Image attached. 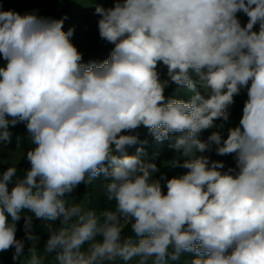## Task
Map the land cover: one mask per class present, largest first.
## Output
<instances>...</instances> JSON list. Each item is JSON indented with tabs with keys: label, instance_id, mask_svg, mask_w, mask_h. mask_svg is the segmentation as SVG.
<instances>
[{
	"label": "clouds",
	"instance_id": "clouds-1",
	"mask_svg": "<svg viewBox=\"0 0 264 264\" xmlns=\"http://www.w3.org/2000/svg\"><path fill=\"white\" fill-rule=\"evenodd\" d=\"M95 11L114 47L84 62L65 18L0 5V146L21 122L34 145L22 174L0 172V252L14 247L22 264H167L182 253L190 264H264V0H115ZM170 82L190 99L166 97ZM242 90L239 125L200 139ZM141 126L157 142L180 134L170 147L183 163L171 166L188 171L166 180V194L143 149L126 152ZM213 150L236 166L203 155ZM101 174L114 205L98 212L74 193ZM33 216L47 229L42 249Z\"/></svg>",
	"mask_w": 264,
	"mask_h": 264
},
{
	"label": "rangeland",
	"instance_id": "rangeland-1",
	"mask_svg": "<svg viewBox=\"0 0 264 264\" xmlns=\"http://www.w3.org/2000/svg\"><path fill=\"white\" fill-rule=\"evenodd\" d=\"M114 2L115 0H0V5H2V10H14L21 15L28 12H35L41 17H51L56 19L65 18L63 30H74L71 41L83 54V61L87 62L89 60L103 61L107 59L114 47L112 44H109L100 38L98 30L100 16L95 11L97 7L105 9L113 7ZM238 18L242 25H246L248 20L246 15L238 13ZM256 29L258 30V25L256 26ZM3 63L4 61L0 58V66H2ZM158 71L160 72L161 80L168 79L166 66L159 64ZM192 78L196 79L194 73L192 74ZM190 95L191 94L187 91L186 87L177 86L171 82L165 89L166 97L188 101ZM246 99L247 93L242 90L239 95L234 97V104L229 109V120L227 122L222 120L215 121L217 125L223 124V127L201 131L199 134L200 139L206 140L213 131L220 132L222 137L226 139L228 129L239 125ZM16 126L14 132L19 142L14 144L9 143L6 147L0 146V167L16 166L18 174H22L23 170L30 167V164L26 159V152L34 147V145L30 141L26 124L21 122L17 123ZM124 134L129 133L126 132ZM131 134H138L139 143L127 147V154L134 155L137 152V148L143 149L141 159L145 162H153L157 165L159 171L153 173V179L161 180L163 191L166 194V180L173 177H179L188 171L182 167L171 166V161L177 158L183 163L184 158L180 157L179 153L170 147V145L175 142L176 137L180 134H170L169 139L162 142H157L154 139V136L149 133L148 129L143 126L138 128L135 133ZM197 155H201V153H197ZM203 155L208 156L210 160L213 161H222L225 165L224 170L236 166L233 154L220 156L213 150L205 152ZM3 169L6 170V168ZM104 185L105 184H103V187ZM109 207H112L111 203L103 205V209ZM32 231L34 235L39 237L40 244V235L37 231ZM16 238L18 240H24V254L27 255L28 249L31 247V242L26 239L24 225L17 224ZM14 252V247L7 251L0 252V264H22L23 257L14 260ZM190 258L191 259L183 260L182 264H190V261L194 256ZM167 264H170V262L168 261Z\"/></svg>",
	"mask_w": 264,
	"mask_h": 264
},
{
	"label": "trees",
	"instance_id": "trees-1",
	"mask_svg": "<svg viewBox=\"0 0 264 264\" xmlns=\"http://www.w3.org/2000/svg\"><path fill=\"white\" fill-rule=\"evenodd\" d=\"M7 119H11L10 117H6ZM17 127L9 125V131H12V136H11V144L14 143H18L19 140L17 139V136L15 134V130ZM21 135V134H20ZM3 168H8V166H4V167H0V172H3ZM108 182V180L103 176V174L97 176L90 185H79L77 187V189L75 190L74 196L77 199L82 198L84 195H88L89 196V201H90V206L93 207L96 211H101L103 210V205L110 203L106 200L105 198V187H103V184H106ZM9 190H11L12 185L10 184L9 186ZM111 205H114V202L111 203ZM24 215H31L30 213H27L25 211ZM25 220L22 218L21 220H19L17 222L18 225H24ZM44 223L42 220L36 219L34 216L32 217V224H33V228L32 230H35L38 232V234L40 235V244L38 245L39 248H43L44 243L46 242L47 238H48V233H47V229L44 228ZM124 234H130V229L126 228L124 230ZM194 256V254L192 253H182L180 258L178 260H168L170 262V264H182L183 260H187V259H191L190 257Z\"/></svg>",
	"mask_w": 264,
	"mask_h": 264
}]
</instances>
